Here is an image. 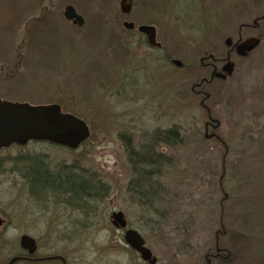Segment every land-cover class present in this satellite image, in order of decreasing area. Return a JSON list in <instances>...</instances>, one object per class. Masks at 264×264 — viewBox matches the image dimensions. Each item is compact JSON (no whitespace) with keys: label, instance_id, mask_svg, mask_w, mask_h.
<instances>
[{"label":"rangeland","instance_id":"1","mask_svg":"<svg viewBox=\"0 0 264 264\" xmlns=\"http://www.w3.org/2000/svg\"><path fill=\"white\" fill-rule=\"evenodd\" d=\"M122 2L0 0V98L59 105L90 132L76 148L33 141L3 152L2 196L12 197L16 182L18 207L32 208L21 171L29 166L27 178L39 182L34 194L51 198L31 209L36 217L43 213L33 235L43 244L47 225L89 228L64 236L66 245H81V264H143L126 248L125 231L113 226L114 212L140 231L157 264H204L218 244L231 264H264V0H134L130 15L122 13ZM67 6L84 26L68 22ZM126 22L155 26L163 48L127 31ZM250 40L260 44L237 55ZM174 126L184 142L160 149L173 165L155 185L165 206L147 208L130 193L134 175L124 141L139 147ZM9 157L18 158L17 173ZM75 181L97 196L80 210L54 204L72 193L43 192L48 184ZM57 235L47 237L57 243Z\"/></svg>","mask_w":264,"mask_h":264},{"label":"flooded vegetation","instance_id":"2","mask_svg":"<svg viewBox=\"0 0 264 264\" xmlns=\"http://www.w3.org/2000/svg\"><path fill=\"white\" fill-rule=\"evenodd\" d=\"M133 8H134V0H133ZM132 8V11H133ZM132 13V12H131ZM130 13V14H131ZM128 14V15H130ZM71 24H73L72 21H69ZM129 23H133V22H129ZM135 25V28L132 30H128L127 31H134L137 30L139 34H141L147 41L148 45L150 47L156 48L161 50L163 48L162 44L158 41V31H157V42L160 44V47H154L151 46L148 40V37L142 33L139 32V27H137V25L135 23H133ZM74 26V25H73ZM124 26V24H123ZM141 26H145V25H141ZM150 26V25H147ZM244 43V42H243ZM242 44V43H241ZM231 45L227 44V47H229ZM239 47V46H238ZM238 49V48H237ZM237 49H236V53H237ZM238 55V54H237ZM212 59V58H210ZM214 60V59H213ZM169 63H172L173 65L177 66L175 64V60H169ZM203 67L206 68V64H204V61H202ZM182 66V63H181ZM180 67V66H177ZM18 68V66H17ZM16 68V70H17ZM213 68V66H212ZM10 70V69H9ZM216 70V67L213 68V72ZM215 73V72H214ZM213 73V74H214ZM15 74V73H13ZM9 77L6 78L7 80L9 78H13L14 75H8ZM216 75H214L215 77ZM3 79V74H2V70L0 69V85ZM217 79V78H214ZM209 83H206V86H208ZM196 89H194V93ZM199 92H197L196 94L198 95ZM200 94V93H199ZM1 102H9V103H13V104H17L8 100H4L0 98ZM7 113V111H5L3 108L0 109V114H5ZM63 113V112H62ZM65 114V113H64ZM32 116L31 115H20V122H24L26 120H31ZM42 120L47 123L48 122V118H43ZM14 121V120H12ZM16 122V121H14ZM12 122L10 124V129L6 130V136L12 137V139H14L15 137H20L22 133H26L28 131L27 128L28 127H22L20 126V129H17V125ZM25 128V129H22ZM29 129V128H28ZM33 141H41V140H36V139H32L30 141H28L26 144L22 145V144H17L16 142L10 144L8 147H3L0 148V156L3 152L12 149V148H16V147H24L26 145H28L29 143L33 142ZM44 142V141H41ZM11 164L13 165L11 167V171L14 168V172L17 173L18 169L17 168V162H18V158L16 157H9V159ZM20 162L23 160H19ZM7 163V158H1L0 159V173L1 171L4 169V164ZM29 166L26 169L27 172H25L24 170H21L22 172L26 173L24 176V183L26 184V191L28 192L27 195V199L29 201H27V205L29 202H33V205L35 204L36 209H41L43 206V204L47 202H49L51 200V198H47L46 195H36L34 194L35 191V183L34 180L28 179V171H29ZM39 183V182H36ZM79 184H81V182H78ZM77 184L76 182L74 183V185ZM45 185V183H44ZM17 184L16 182L12 183V189L10 188V192L13 193L12 197L10 196V198H7L6 196H2V190L0 188V264H81V262L84 260H82L83 257V250L81 248V245L79 244H68L65 243L66 240H68V238H64V236H67L65 234H74L77 231L78 232H88L89 228L85 227V229H81V227L78 225V222H74V223H69V222H63V223H57V226H54V223L52 226L51 225H47L45 226V233L44 235L50 236L51 234H58L61 235L62 237L58 240L57 243H53L50 240V237H44V242L43 244H41L39 242V239L35 238V236L33 235L32 231L35 230L36 226L39 222V219H41L42 214L43 213H37L38 217L35 216L33 212V210L35 209L32 205V208L29 209V207L27 206H22L20 205V207H18V203L20 204V202H18V197L16 194L17 191ZM50 185L48 184L47 186V191L45 190V188L43 187V192L44 194L47 192H50L49 190ZM52 192V191H51ZM65 197L63 196H58V199H64ZM94 200L97 199V196H74V195H68L67 198H65L64 200H62L61 202L57 201L54 202V204H62L64 207H66L67 209H75V210H80L82 209L85 204H83V201L86 200ZM40 205V206H39ZM33 209V210H31ZM91 210V209H90ZM21 213L22 216L19 217V214ZM90 213V212H89ZM25 214L26 217L24 216ZM91 214H89L88 216H90ZM19 220V222H18ZM126 223H127V228L125 230H120V231H125L128 232L130 230L133 231H137L140 233L139 230H137L136 228L130 227L126 217H125ZM19 223L21 225L22 228L19 227ZM63 225V226H62ZM35 226V227H34ZM32 227V228H31ZM22 229V230H21ZM33 229V230H32ZM38 230V228L36 229ZM39 232H37L38 234ZM124 233V234H125ZM141 234V233H140ZM57 235V236H58ZM20 236V238H19ZM142 236V234H141ZM24 237H28L27 241H24ZM143 237V236H142ZM144 238V237H143ZM145 239V238H144ZM124 240H125V235H124ZM146 241V239H145ZM147 245V243H146ZM126 248L131 249L127 244H125ZM132 250V249H131ZM133 251V250H132ZM134 253H136L137 255H139L137 252L133 251ZM230 252L227 251L226 249H224L222 247V245L218 244L216 245V249H215V253L214 254H207V256L205 257V261L204 264H213L214 261H216V263L218 264H231L232 260H231V256L229 255ZM140 256V255H139ZM142 260V259H141ZM143 264H148L145 261L142 260Z\"/></svg>","mask_w":264,"mask_h":264},{"label":"water","instance_id":"3","mask_svg":"<svg viewBox=\"0 0 264 264\" xmlns=\"http://www.w3.org/2000/svg\"><path fill=\"white\" fill-rule=\"evenodd\" d=\"M133 0H123L121 4V11L124 15L132 12ZM65 18L72 21L74 25L82 27L85 25V19L79 15L73 6H67L65 10ZM124 28L132 30L135 28L133 23H124ZM139 32L148 37L151 46L160 47L157 42V31L153 26H140ZM228 45L231 41L228 40ZM260 44L259 40H250L242 43L238 49L239 56H245L255 50ZM177 66H181L180 62H175ZM3 108L7 113L0 114V148L8 147L10 144L16 142L17 144H26L32 139L48 141L59 146H68L70 148L78 147L86 138L89 137V129L82 120L63 114L61 107L57 105L47 107H31L29 105L13 104L9 102L0 101V109ZM20 115H31V120L20 122ZM43 118H48L45 123ZM16 122H14V121ZM14 122L17 129L28 127L26 133H22L20 137L6 136V130L10 129V124ZM22 128V129H25ZM112 224L117 229H125L127 223L122 212L114 213L112 215ZM27 241L28 237L23 238ZM126 243L137 253L140 254L142 260L149 264H157V259L153 256L150 249L145 246V240L136 231L130 230L125 235Z\"/></svg>","mask_w":264,"mask_h":264},{"label":"trees","instance_id":"4","mask_svg":"<svg viewBox=\"0 0 264 264\" xmlns=\"http://www.w3.org/2000/svg\"><path fill=\"white\" fill-rule=\"evenodd\" d=\"M148 140V142L139 147H135L130 138L124 141L129 165L134 175L129 186L130 193L136 196L139 202H143L144 204L142 205L147 208H154V206L163 208L165 206V201L161 194L162 191L159 190V187H155V185L157 183L161 184V180L166 176L168 168L173 165V162L172 159L160 149L162 147L168 149L180 147L184 142V135L179 126H174L169 130L155 131L150 135ZM74 178L77 180V177ZM52 179H55V175ZM62 179L72 182V177L70 176L66 178L59 175L58 180ZM31 180L37 179L33 176ZM58 185L59 187L50 185V189H61L68 194L72 193L74 196L80 197L93 194V188L84 183L80 185L69 183L68 186ZM98 196L103 197L100 188Z\"/></svg>","mask_w":264,"mask_h":264}]
</instances>
